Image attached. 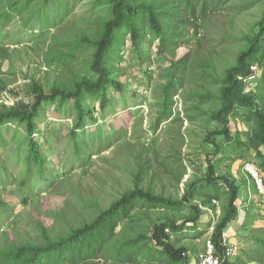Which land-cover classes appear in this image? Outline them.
<instances>
[{"label": "rangeland", "instance_id": "rangeland-1", "mask_svg": "<svg viewBox=\"0 0 264 264\" xmlns=\"http://www.w3.org/2000/svg\"><path fill=\"white\" fill-rule=\"evenodd\" d=\"M40 2L0 0V16L5 12L9 14V25L0 33V48L5 51L4 57L0 55V85L6 87V91L0 92V107L12 106L22 99L28 101L32 81L39 82L46 90L58 82L69 86L70 75L80 73L91 56V49L85 45L78 47L74 51L77 59L66 69L48 66V61L59 52L67 54L65 45L68 43L83 38L93 41L101 20L107 18L103 7L97 6L95 0H66V16L55 21L56 24L46 25L41 32L42 23L37 14ZM168 8L178 19L187 20L183 24L165 16L173 28L170 46L175 48L176 57L172 61L187 56L185 67L180 71L171 70L169 62L157 54L158 39L150 34L146 22H138L147 41L140 44L139 51H134L126 34L118 56L110 60L115 66L112 77L120 83L121 89L109 92L112 105L106 114L100 113L97 98L83 103L85 111L95 118V121L86 119L88 132H111L120 126L125 133L115 146L95 153L82 167L74 161L67 136L73 117L60 109L57 102L43 104L37 119L40 133L36 139L40 152L47 158V167L53 171L54 181L46 185V192L31 197L28 206L14 196V186L2 191L7 213L0 217V245L7 241H37L42 227L47 229L50 238L57 239L90 222L100 210L107 209L124 192L135 187L180 201L192 183L197 186L202 183L207 159L215 164L217 177L231 175L237 184L243 179L244 162L258 166L260 161L255 152L246 145L253 127L245 121L244 111L230 118L232 135L239 133L241 147L230 146L217 138L216 143L224 150L216 153L206 138L208 133L221 128L210 119V114L219 108V101L200 97L219 95L225 71L235 64L237 55L248 49L258 34V23L264 17V0H212L205 19L198 21L191 17L184 3L174 2ZM191 24L198 25V29ZM170 75L179 80L181 87L173 97L171 118L155 130L161 89ZM254 85L246 91H254ZM14 92L19 94L15 96ZM15 127L13 124L2 132L8 159L17 146L13 139ZM3 157L7 159L5 154ZM9 162L8 175H21L22 162ZM33 185L38 188L42 183L33 181ZM220 193L221 199L213 201L210 209L202 207L199 198L191 201V205L198 204L203 213L195 224L187 223L180 232L173 233L169 229V233L165 232L170 235L173 246L186 248L192 256L201 250L225 207L223 188ZM190 211L189 206L179 210L152 209L139 203L131 219L120 224L112 242L120 244L140 239L138 246L143 256H138L134 262L101 258L94 264H166L145 255L154 249L149 239L151 231L155 225L166 221L181 225L194 217ZM248 213L249 234L264 240V210L253 204Z\"/></svg>", "mask_w": 264, "mask_h": 264}, {"label": "trees", "instance_id": "trees-1", "mask_svg": "<svg viewBox=\"0 0 264 264\" xmlns=\"http://www.w3.org/2000/svg\"><path fill=\"white\" fill-rule=\"evenodd\" d=\"M28 2L24 4V9ZM174 2L184 3L191 17L197 21L205 19L212 5V0H95L97 6L103 7L107 17L101 20L95 39L91 41L83 38L79 42L68 43L65 45L68 49L67 54L59 52L48 61V66L58 65L66 69L73 60L77 59L74 51L78 47L85 45L91 49V56L80 69V73L71 72L69 86L58 82L46 90L39 82L32 81L29 86L28 101L22 99L12 106L2 105L0 107V217H4L7 213L6 202L1 198V193L8 186H14V196L22 205L28 206L31 197L46 192V185L54 181L53 171L47 167V158L40 152V145L36 139L40 133L37 119L43 104L57 102L60 109H65L67 115L70 118L73 117L74 123L67 136L72 147L74 161L78 162L81 167L95 153L104 152L121 141L125 132L120 126L116 131L111 132L102 133L99 130L88 132L86 119L95 121V118L85 111L83 103L97 98L100 113L106 114L105 111L110 104L112 105L108 99L109 92L111 89H121L120 83L112 77L115 66L110 60L118 56L126 34L130 36V46L134 51H139L140 44L147 41L137 26L138 22H146L150 34L158 39L157 54L169 62L171 70L180 71L185 67L187 56L175 62L172 61L176 57L175 48L170 46L173 43L171 39L173 28L166 22L165 16L175 22L187 23V20L178 19L176 14L168 8V5ZM66 5V0H41L37 11L42 23L41 32L46 25L56 24L55 21H61L66 16ZM196 14H198L197 17H195ZM0 20V33H2L9 25V14L3 13ZM191 25L195 30L198 29V25ZM0 55L3 57L5 55L3 48H0ZM253 66H257L258 76L254 91L249 93L246 91L248 87L243 80L251 73ZM179 87H181L179 80L170 75V79L161 89L160 109L155 130L171 118L173 97L178 94ZM2 91H6V87L0 85V92ZM13 94L17 96L19 93L14 92ZM200 98L202 100L214 98L219 101V108L210 114V119L217 122L221 128L208 133L206 138L207 142L215 147L216 153L224 150L220 144L216 143L217 138H221L223 143L230 146L241 147L239 133L236 132V136L232 135L230 118L236 117L240 110L244 111L245 121L253 127L246 145L255 152L260 161L256 167L263 175L264 17L258 23V34L252 44L248 49L240 52L235 64L225 71L219 95L215 97L208 94ZM13 124H16L13 139L17 146L8 159L9 152L5 150V138L2 132ZM4 154L7 159L3 157ZM9 161L22 162L24 169L21 175H8ZM138 178L139 174L136 176L137 183ZM33 181L41 182L42 186L36 188ZM222 188L226 203L211 235L212 241L219 248L218 241L221 233L237 218L234 202L240 196V187L231 175L217 177L215 164L207 159V170L202 183L199 186L192 183L180 201H173L135 187L124 192L107 209L100 210L93 220L83 223L80 227L57 239L50 238L47 229L42 227L38 231L40 236L37 241L3 242L0 245V264H94L101 258L134 262L138 256H143L142 249L138 246L140 239L120 244L112 241L120 224L131 219L132 212L139 203L152 209L179 210L184 206L190 207V212L194 217L185 220L181 225L166 221L153 227L149 239L154 249L153 252L149 251L145 254L150 260L156 259L166 264H189L187 249L173 246L170 242V235L166 234L165 230L169 229L173 233H178L187 223L195 224L203 212L198 204L191 205V201L199 198L201 206L210 209L213 201L221 199ZM255 242L262 250L261 258L257 259L262 263L264 261V240L256 238Z\"/></svg>", "mask_w": 264, "mask_h": 264}, {"label": "built area", "instance_id": "built-area-1", "mask_svg": "<svg viewBox=\"0 0 264 264\" xmlns=\"http://www.w3.org/2000/svg\"><path fill=\"white\" fill-rule=\"evenodd\" d=\"M258 76L257 66L251 67V73L243 80L244 84L250 88L255 84ZM241 174L247 181L249 190L244 197L239 196L234 202L237 209V222L241 224V214L245 209L251 208L255 204L259 209L264 210V177L252 162H244L241 166ZM169 233V230H165ZM219 248L216 247L211 237L203 242L200 252L196 255L195 264H231V260L240 252L239 244L230 241L227 229H225L218 241Z\"/></svg>", "mask_w": 264, "mask_h": 264}, {"label": "crops", "instance_id": "crops-1", "mask_svg": "<svg viewBox=\"0 0 264 264\" xmlns=\"http://www.w3.org/2000/svg\"><path fill=\"white\" fill-rule=\"evenodd\" d=\"M241 181L242 182L238 183V185L240 187V195L243 196L250 188L244 177ZM249 210L250 208L245 209L243 212L241 224L237 222L236 218V220L227 227L230 241L235 242L240 246V252L231 260V264H264V261L261 263L257 260L258 258H261L262 250L259 244L255 242L256 237L250 235L249 230L247 229L246 224L249 218ZM197 253L194 256L188 255L189 264H192V261L195 264Z\"/></svg>", "mask_w": 264, "mask_h": 264}]
</instances>
